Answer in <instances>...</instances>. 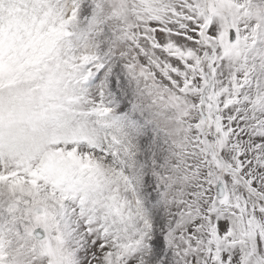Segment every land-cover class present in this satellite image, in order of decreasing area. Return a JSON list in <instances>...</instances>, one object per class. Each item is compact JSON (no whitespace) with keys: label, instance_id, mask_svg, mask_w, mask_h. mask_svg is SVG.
<instances>
[{"label":"snow or ice","instance_id":"6c2138e0","mask_svg":"<svg viewBox=\"0 0 264 264\" xmlns=\"http://www.w3.org/2000/svg\"><path fill=\"white\" fill-rule=\"evenodd\" d=\"M0 264H264V0H0Z\"/></svg>","mask_w":264,"mask_h":264}]
</instances>
